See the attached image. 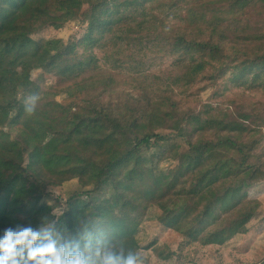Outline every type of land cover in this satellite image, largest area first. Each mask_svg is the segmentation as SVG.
Wrapping results in <instances>:
<instances>
[{
    "label": "trees",
    "instance_id": "obj_1",
    "mask_svg": "<svg viewBox=\"0 0 264 264\" xmlns=\"http://www.w3.org/2000/svg\"><path fill=\"white\" fill-rule=\"evenodd\" d=\"M182 1L0 0V107L6 110H0V236L7 228L23 226L59 234L71 251L87 253L97 238L113 250L140 251L133 216L153 203L164 210L159 217L163 226L203 245L224 243L227 237L219 231L248 209L246 187L264 180V162L255 153L264 108L242 110L235 119L226 113L216 116L210 104L198 112L182 111L168 98L153 108L151 103L139 106L130 95L114 104L90 93L100 84L108 91L106 82L89 80L97 68L95 48L116 29L136 23L138 15L144 24L154 8L168 10ZM203 1V8L213 11L210 20L205 13L200 20L194 16L189 19L192 29H176L169 41L171 53L179 57L172 83L215 85L225 80V86L264 90V32L250 30L251 22L242 18L249 9L264 12V0ZM61 10L63 15L80 14L83 35L59 48L50 40L35 39L51 25L66 22L57 14ZM230 31L236 34L232 37ZM33 71L72 83L65 93L76 90L87 98L82 104L47 102L52 92L43 89L40 78L33 79ZM36 92L41 100L36 114L28 116L23 100ZM165 136L188 147L169 150L173 168L158 169L166 156L157 151L148 164L133 163L144 150H157ZM243 175L245 183L239 181ZM70 179L86 189L73 194L57 216L42 201L49 185ZM171 195L176 199L163 204ZM82 198L85 207L77 202ZM214 225L218 228L212 229Z\"/></svg>",
    "mask_w": 264,
    "mask_h": 264
},
{
    "label": "rangeland",
    "instance_id": "obj_2",
    "mask_svg": "<svg viewBox=\"0 0 264 264\" xmlns=\"http://www.w3.org/2000/svg\"><path fill=\"white\" fill-rule=\"evenodd\" d=\"M204 3L203 0H184L178 3L177 7L168 10L154 8L156 10L153 15L151 14L148 22L143 24V16L138 15L136 23L131 22L116 29L114 34L109 35L99 47L95 48L93 54L97 60V68L89 73V80L93 77L98 84L101 81L106 82L108 91L103 84H100L91 89V95L98 100L111 101L114 104L125 102L124 98L130 95L129 98L134 99L133 101L139 106L151 103L153 108L158 107L168 98L178 102L182 111L198 112L205 104H210L213 108L212 113L216 116L226 113L235 119L242 110L251 113L260 108L263 111L264 90H247L228 84L226 87L225 80L218 81L215 85L206 84L204 81H198L191 86H178L172 83L174 76L179 73L177 68L179 57L171 53L169 41L176 29L183 28L184 32L190 31L192 26L189 19L194 16H197L195 19L200 20V15L205 13V18L210 20L213 11L211 7L204 9ZM82 9L84 10L85 7ZM63 13H65L63 10L57 12L66 22L51 25L34 38L50 40L54 48H59L68 40L80 38L85 32L80 14L73 17ZM242 18L251 22L250 30L264 32V12L261 8L249 9ZM230 33L232 37L236 34L233 31ZM32 77L35 80L40 78L43 89L52 92L47 94V102L82 104L83 99L87 98L86 94L76 90H73L75 92L73 95L65 93L72 83L61 84L55 76L33 71ZM0 110L6 112L2 107ZM160 133L169 134L170 131L163 130ZM11 134L14 136V133ZM260 135L255 136L256 139H261L255 153L260 155L261 161L264 162V124ZM164 138L167 139L160 143L157 150L155 148L144 150L143 153L132 158L133 163L148 164L151 154L157 151L160 156H166L158 164V169L165 172L173 168L175 163L167 158L169 150L180 146V151H186L188 147L185 142L175 140L171 136ZM248 140L249 137L244 139V141ZM246 178L243 175L239 181L245 183ZM85 189L78 179L53 183L49 185L48 195L42 203L54 207V213L59 216L66 208L67 200L73 194ZM246 189L248 209L234 225L222 227L219 231L227 237L223 244L203 245L175 229L163 226L159 217L164 214V210L158 204L151 203L144 213L141 214L140 211L139 214L134 215L133 218L138 223L136 239L141 247L140 252L147 258L148 264H261L264 261V180ZM175 199L176 197L171 195L168 201H163V204L170 205ZM77 202L79 206H87V200L84 198ZM215 228H218V225L212 226V229ZM245 228L247 231H244Z\"/></svg>",
    "mask_w": 264,
    "mask_h": 264
},
{
    "label": "clouds",
    "instance_id": "obj_3",
    "mask_svg": "<svg viewBox=\"0 0 264 264\" xmlns=\"http://www.w3.org/2000/svg\"><path fill=\"white\" fill-rule=\"evenodd\" d=\"M40 100L39 92L23 100L28 116L36 114ZM86 235L91 239L90 233ZM0 264H148V260L138 249L113 250L99 238L87 253L79 248L71 251L61 243L59 234L17 226L5 229L0 236Z\"/></svg>",
    "mask_w": 264,
    "mask_h": 264
},
{
    "label": "bare ground",
    "instance_id": "obj_4",
    "mask_svg": "<svg viewBox=\"0 0 264 264\" xmlns=\"http://www.w3.org/2000/svg\"><path fill=\"white\" fill-rule=\"evenodd\" d=\"M190 193V192H189Z\"/></svg>",
    "mask_w": 264,
    "mask_h": 264
}]
</instances>
